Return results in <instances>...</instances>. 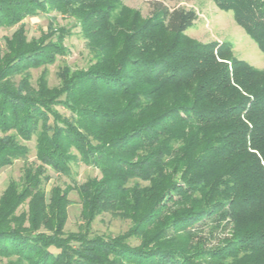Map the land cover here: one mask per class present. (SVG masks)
Wrapping results in <instances>:
<instances>
[{
  "label": "trees",
  "instance_id": "obj_1",
  "mask_svg": "<svg viewBox=\"0 0 264 264\" xmlns=\"http://www.w3.org/2000/svg\"><path fill=\"white\" fill-rule=\"evenodd\" d=\"M166 1L143 16L123 0H0V27L19 26L0 52V171L34 138L39 162L0 196V264H264V70L189 37L197 13ZM214 2L264 53V0ZM50 11L77 22L92 62L34 85L30 69L67 53L65 27L28 38L24 20ZM79 162L101 176L47 192L49 169ZM73 190L85 230L66 233ZM104 212L131 228L91 235Z\"/></svg>",
  "mask_w": 264,
  "mask_h": 264
},
{
  "label": "rangeland",
  "instance_id": "obj_2",
  "mask_svg": "<svg viewBox=\"0 0 264 264\" xmlns=\"http://www.w3.org/2000/svg\"><path fill=\"white\" fill-rule=\"evenodd\" d=\"M153 0H123V3L135 10H139L143 16H148L151 12ZM171 9L183 7L192 9L197 13V20L194 25L186 31V34L200 42H218L231 45L232 53L235 57L247 61L252 66L264 70V53L258 44L245 32V30L236 22L234 14L231 11L221 10L214 0H168L165 2ZM28 38L39 37L42 31L65 27L70 31V35L65 39L67 53L58 56L57 61L52 65H46L37 69H30L32 83L36 85L38 77L44 69L48 72L50 86H57L60 82V73L63 69L74 71L87 68L92 62V56L89 52L87 41L81 32V27L77 22L64 14L50 11L41 13L34 17H28L24 20ZM19 26L0 27V52L6 51V39L10 38ZM54 38V37H53ZM18 76L16 79L18 80ZM57 109L65 116H70V111L62 106ZM30 148L29 154L17 159L11 166H7L0 171V196L8 186L11 180L20 181L24 168L29 164L38 165L36 158V140L25 142ZM72 177H67L49 169L50 181L46 184V190L49 193L54 185L65 188L68 185L82 184L89 178L100 177V171L81 162L72 164ZM75 180V181H74ZM70 204L68 206V218L64 228L66 233L79 232L85 230V221L82 217V203L76 190L69 194ZM24 205L21 209H26ZM132 221L104 212L98 215L91 225V235H117L129 230ZM225 235L223 232H217L213 237L219 238ZM133 245L139 242L136 239L130 241ZM6 260V259H5Z\"/></svg>",
  "mask_w": 264,
  "mask_h": 264
}]
</instances>
